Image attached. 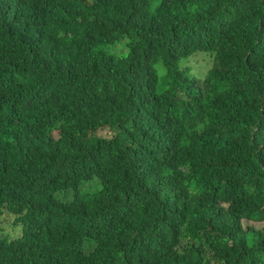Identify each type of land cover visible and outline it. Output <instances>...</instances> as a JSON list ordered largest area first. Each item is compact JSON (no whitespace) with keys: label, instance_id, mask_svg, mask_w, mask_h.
Masks as SVG:
<instances>
[{"label":"trees","instance_id":"trees-1","mask_svg":"<svg viewBox=\"0 0 264 264\" xmlns=\"http://www.w3.org/2000/svg\"><path fill=\"white\" fill-rule=\"evenodd\" d=\"M4 213L0 264H264V0H0Z\"/></svg>","mask_w":264,"mask_h":264},{"label":"rangeland","instance_id":"rangeland-1","mask_svg":"<svg viewBox=\"0 0 264 264\" xmlns=\"http://www.w3.org/2000/svg\"><path fill=\"white\" fill-rule=\"evenodd\" d=\"M123 43L124 42L122 41L118 44H115L114 46H112V48H110V51L112 53H119V52L125 53L126 48L123 45ZM210 64H211V53L205 51H194L193 53H191L190 55L179 61V66H188L190 68L189 75L195 76L197 78L203 77L205 71L210 66ZM155 68H156V74L159 79L162 72V67L159 62L155 64ZM90 185L94 186L92 184ZM82 188L83 187H81L80 191L84 192L85 188L83 189ZM12 217L13 216L11 214H7V213H4L2 216H0V226L2 229L1 233L7 232L9 237L15 236L16 234L19 233L17 228L13 229L11 227L10 223L12 221Z\"/></svg>","mask_w":264,"mask_h":264}]
</instances>
